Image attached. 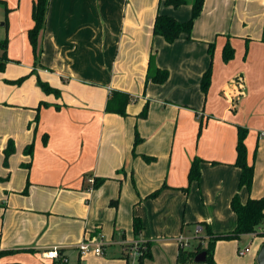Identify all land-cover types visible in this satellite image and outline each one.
Wrapping results in <instances>:
<instances>
[{
	"label": "crops",
	"instance_id": "crops-1",
	"mask_svg": "<svg viewBox=\"0 0 264 264\" xmlns=\"http://www.w3.org/2000/svg\"><path fill=\"white\" fill-rule=\"evenodd\" d=\"M0 2V41H8L0 72V264H59L42 257L55 247L64 264H128L133 242L150 245L143 264H177L179 238L192 251L205 227L231 233V200L264 195V0H204L190 39L172 43L153 36L155 16L185 22L192 0L178 8L160 0H49L36 57L27 35L34 0ZM226 44L234 52L228 62ZM151 55L152 66L168 73L163 84L146 82ZM210 65L204 95L200 81ZM112 91L134 98L126 117L106 113ZM238 128L247 131L254 167L249 191L239 187L234 165ZM9 142L14 152L4 164ZM30 144L31 156L24 153ZM194 158L200 178L184 191ZM90 178L105 181L94 189ZM244 236L251 238L232 241ZM86 239H101L102 255L81 257L77 245ZM221 242L213 257L227 264ZM260 245L237 264H256Z\"/></svg>",
	"mask_w": 264,
	"mask_h": 264
},
{
	"label": "trees",
	"instance_id": "trees-1",
	"mask_svg": "<svg viewBox=\"0 0 264 264\" xmlns=\"http://www.w3.org/2000/svg\"><path fill=\"white\" fill-rule=\"evenodd\" d=\"M163 1V4L166 6H171L173 8H178L182 5L186 4L185 0H160ZM1 3V2H0ZM49 0H34L31 10V19L33 21L32 28L28 31V40L32 47V51L34 53V57L39 53L38 51V36L40 32L43 30L45 25L46 13L48 9ZM204 0H192L191 3V15L190 18L185 22H178L174 18L158 13L155 16L153 22L152 34L153 36H160L167 43H172L176 39H178L181 35H185L187 39H190V34L194 25V21L200 15L203 8ZM7 12V10H6ZM7 38L5 37L0 42V72H3L8 62L6 58V48H7ZM212 49L213 45H209V53L210 57H212ZM233 49L226 44L222 58L224 62H228L233 58ZM153 55L150 56L148 61V69L146 74V82H151L154 84H163L167 78L168 73L165 70H160L152 66ZM211 65L208 70L203 74L200 81V88L204 95H206L208 88L210 87L211 81ZM28 76H24L19 78L16 81L11 82L12 84H21ZM37 84L46 94H54L59 96V91L57 89L49 87L47 84L37 80ZM134 101V98L131 97L128 93L120 92V91H112L110 92L105 111L106 113L116 114L121 117H126V108L127 106ZM41 105H46L41 103ZM148 105L145 104L143 107L139 118H145L147 115ZM34 121L38 122V110L37 114L34 118ZM247 136V131L242 128H238L237 131V143H236V160L234 165L240 169V179H239V187L246 188L247 191L250 190L253 176H254V167L253 165H249L247 162V153L245 147V139ZM140 142V138L137 133H135V139L133 146H136ZM45 143V142H44ZM14 152V148L11 142L8 143L6 149L4 150V164L6 163L8 157ZM33 152V145L30 144L24 150L26 155L31 156ZM256 152V150H255ZM254 152V155H255ZM147 161L151 159L145 158ZM200 162L199 158H194L191 162L189 171H188V183L197 182L200 178ZM104 179H95L93 188H99L103 183ZM28 183L25 188L27 191ZM184 191H187L185 189ZM160 193V190L152 193L149 198H155ZM113 203V202H112ZM230 207L234 214L236 215L237 224L235 229L231 233L223 234V235H213L208 227H205V234L207 235V241L204 245L197 244L196 247L193 248L192 251H188L182 246L179 247L177 259V264H185V263H194V258L202 253H206L205 264H215L214 262V249L215 245L218 241H232L239 239L242 235H250L256 231V228L264 222V195L259 199H248L245 204H240L238 197L235 196L230 203ZM204 226V224H199ZM133 234L138 236L142 230L141 222L138 218H134L132 222ZM260 237H264V234H260ZM189 247V246H188ZM142 252L138 257V264H143L144 260L150 259V245L148 243H143Z\"/></svg>",
	"mask_w": 264,
	"mask_h": 264
},
{
	"label": "built area",
	"instance_id": "built-area-1",
	"mask_svg": "<svg viewBox=\"0 0 264 264\" xmlns=\"http://www.w3.org/2000/svg\"><path fill=\"white\" fill-rule=\"evenodd\" d=\"M88 182L90 183V185L93 187L94 184V179L90 178L88 179ZM199 228L196 229L195 235H197L199 233ZM256 236L260 235V234H264V222L262 224H260L257 228L256 231L253 233ZM178 242L180 244V246H182L183 248H188L189 244L187 242L186 239L183 238H179ZM142 245L143 243L140 242H133L132 244H130V246L126 249V253H127V262L129 264V262L131 260H135V262H132L133 264H138V257L140 256L142 250ZM102 242L101 239H86L81 241L78 245H77V249L80 253V256H85L87 254H94V255H102ZM250 252V247H245V248H241L239 249V255L244 257L246 256L248 253ZM42 257L44 259L47 260H53V261H57L59 262V264H64L67 262L66 258L61 256V254L58 251V248H51L47 251H45L42 254Z\"/></svg>",
	"mask_w": 264,
	"mask_h": 264
},
{
	"label": "rangeland",
	"instance_id": "rangeland-1",
	"mask_svg": "<svg viewBox=\"0 0 264 264\" xmlns=\"http://www.w3.org/2000/svg\"><path fill=\"white\" fill-rule=\"evenodd\" d=\"M185 1L188 2L190 0H185ZM2 22H5V18H4V20H1L0 24ZM188 187H189V183H188V186L186 187V189H188ZM191 226L192 225L187 226L188 229L186 230V232L189 230V228ZM195 232H196V230H195ZM203 232H202V235L204 234ZM262 238H264V237H260L259 235L256 236L255 234L252 233L251 234V238L249 236H244V238H242L241 240L237 241L236 244L234 243V241L221 242V243H219L220 247H219V250H218L219 258H221L222 262H224V263L226 261L227 262L229 261L227 264H237V262H240L241 260H248V259L251 258L252 252L255 251V249H256V247L258 245H260V242H261ZM206 241H207V236L203 237V236H199L198 235V236L195 237L194 241H192V244H191L190 248L193 250V248L196 247L197 244L204 245L206 243ZM245 245H249V247L251 249L250 252L251 251L252 252L248 253L245 257H242V256L239 255L238 252H239V249L241 247L245 246ZM260 247H261V245H260ZM176 259H177V254H176L175 261H176ZM132 262H135V260H131L129 262V264H133ZM214 262H215V264H217L215 260H214ZM187 264H194V263H187ZM200 264H205V263H200Z\"/></svg>",
	"mask_w": 264,
	"mask_h": 264
},
{
	"label": "water",
	"instance_id": "water-1",
	"mask_svg": "<svg viewBox=\"0 0 264 264\" xmlns=\"http://www.w3.org/2000/svg\"><path fill=\"white\" fill-rule=\"evenodd\" d=\"M206 258V253L202 252L194 258V263H204ZM256 264H264V244L261 245L256 254Z\"/></svg>",
	"mask_w": 264,
	"mask_h": 264
}]
</instances>
